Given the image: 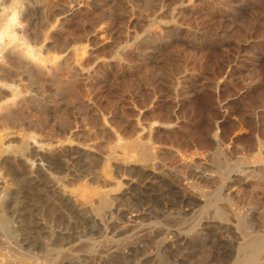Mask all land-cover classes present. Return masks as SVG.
<instances>
[{
    "label": "bare ground",
    "instance_id": "bare-ground-1",
    "mask_svg": "<svg viewBox=\"0 0 264 264\" xmlns=\"http://www.w3.org/2000/svg\"><path fill=\"white\" fill-rule=\"evenodd\" d=\"M77 1L68 2V9L51 11L43 10L46 0H0V110L8 103L12 105V111L16 110L23 101L31 112H36L35 115L39 112L45 114L41 120L61 111V102L72 90V78L70 81L61 80L62 65L71 57L79 62L78 57L86 54V47L82 40L75 39L77 41H64L52 48L49 40L53 37L58 17L73 12ZM35 65L43 71L44 79L36 73ZM153 79L146 81L152 90L150 96H158L161 87H171L176 89L173 92L176 98L194 99L185 115L201 128V134L195 138L190 134L191 139L183 141L184 145H176L177 141H171L168 132L177 126L179 117L161 107L162 114L152 116L142 129L146 141L133 142L134 148L129 154L134 162L151 169L158 170V166L163 165L169 178L145 176L141 169L132 167L124 184L126 192L120 193V197V179L125 174L120 173L116 162L118 158L124 160L126 155L118 156L112 152L111 159L89 158L87 161L81 153L70 148L42 143L34 133L22 135L17 145L9 142L8 131L7 134L4 132L5 135L0 133V166L9 164L8 170L20 182L17 194L10 196L12 190L0 175V264H54L67 254L70 260L62 264H81L83 256L81 258L75 252L78 245L91 252L95 246L88 247L98 237L110 236L111 242H117L113 239L130 231L124 226L131 222L132 213L119 208L122 198H127L131 207L144 211L146 219L153 220L148 228H143L145 226L136 217L132 221L140 225L141 233L150 237L146 240L148 236H144L142 242L137 240L138 244L134 242L136 245L130 246L125 254L120 252L121 249L112 250L101 257L100 264L135 262L132 259H136L135 256L145 247L144 242L157 246L156 255L162 259L161 264L164 257L171 258V264H264V129L261 131L245 119L241 120L242 126L250 131L242 135L249 136V139L240 149L234 150L227 131L217 126L219 116L212 108L215 104L213 95L196 90L191 92L188 89L197 87L192 81L182 79L171 83ZM230 84L234 87L239 83ZM47 85H56L57 91L52 94ZM253 93L264 100V93L256 90ZM137 94L133 92V95ZM222 95L221 90L216 92L214 100ZM37 96L51 98L50 103L54 105L52 108H42L39 103L33 105V98ZM252 102L249 101L247 107L253 111L259 100ZM254 104H257L256 108ZM68 113L73 114L74 119L77 114L80 117L85 115L83 107L68 109ZM232 115L228 112L226 120ZM22 117L12 113L5 117V124L21 123L24 121ZM68 118L57 115L54 122L57 129L69 130L72 123ZM32 127L34 129V124ZM157 133L160 137L156 136ZM67 135H64L66 139ZM166 144H170L176 156L184 162L187 171L181 172L184 176L180 177L198 199L176 190L169 182L175 181L177 171L165 163L167 154L161 149ZM174 159H170L171 162ZM103 179L114 181V186H106ZM244 180L254 182L255 188ZM240 188H243L242 192ZM50 195L53 200L46 201ZM8 210L12 212L9 211L11 216H7ZM259 210H262L260 220L257 218ZM113 223H120V228L116 230ZM78 229L80 231L76 232ZM200 253L208 259L197 261ZM147 258L149 261L143 259L136 264H147L150 257Z\"/></svg>",
    "mask_w": 264,
    "mask_h": 264
},
{
    "label": "rangeland",
    "instance_id": "rangeland-1",
    "mask_svg": "<svg viewBox=\"0 0 264 264\" xmlns=\"http://www.w3.org/2000/svg\"><path fill=\"white\" fill-rule=\"evenodd\" d=\"M71 1L73 0H46L43 10L46 8L51 11L68 9V2ZM75 3L78 4L73 12L58 17L53 37L49 40L52 48L58 43L74 42L75 39L82 40L86 47V54H80L78 57L77 63L80 64L71 57L62 65L61 80L70 81L72 78L70 81L72 90L68 98H64L61 102V111L42 120L45 114L39 112L35 115L36 112H31L23 101L19 102V106L13 111L12 105L6 104L3 108L5 111L0 110V133H3L1 135L8 133L11 145L19 144L18 141L22 135L34 133L38 137L36 139H40L42 143L50 145L54 143V146L58 144L61 148H70L81 153L87 161L90 160L89 158L111 159L112 152L118 156L124 154L126 155L124 160H121L122 158H118L117 162L111 160L117 163L120 173L125 174L124 178L120 179L122 186L118 192L119 197L120 193L126 192L127 187L124 184L132 167L141 169L145 176L168 179L169 174L163 165H159L157 170V168L151 169L134 162L129 154L134 148L132 143L146 141L147 136L142 129L146 128L152 116L157 117L162 114V108L170 113L175 112L176 117H179H177L179 119L177 126L168 132L170 140L178 142L176 145H184L188 138L191 139V135L193 138L198 137L201 134V128H197L195 122H191L185 115L186 110L190 108L189 103L194 99L176 98L173 93L176 89L171 87H161L162 92L159 90L158 96H150L152 90L146 81L153 78L171 83L182 79L192 81L197 87L188 90L213 95L215 104L212 108L219 116L216 121L217 126L227 131L234 150L240 149L249 139V136L242 135L250 131L249 128L242 126L241 120L245 119L251 123L252 127L257 126L263 131L264 100L257 98V95L253 96V92L256 90L264 93V0H78ZM34 67L36 73L44 79L41 68L36 65ZM240 81L243 82L242 85ZM237 82L239 84L234 87L230 84ZM47 88L54 94L58 87L47 85ZM220 90L223 95L216 101L214 100L216 92ZM133 92L138 94L133 95ZM44 99L42 96L33 98V105L39 103L42 108L49 106L52 108L54 105L50 103L52 99L49 97ZM255 100H259L258 106L254 104L257 108L253 111L249 110L247 107L249 101L253 103L252 101ZM78 107L84 108L85 115L80 117L81 115L77 114L74 119V115L68 113V109L75 110ZM10 112L23 116L24 121L21 122L23 126L19 125L20 122L13 125L5 124L7 119L5 117H9L12 114ZM228 112L233 115L226 120ZM57 115L69 117L74 127L65 131L57 129L54 123ZM32 123L34 129L37 127L35 130ZM233 126L239 130L234 131ZM64 135H67L69 139H66ZM156 136L160 137L158 133ZM162 149L161 152L167 154L165 163L176 168L177 171L175 175L177 180L173 178L175 181L169 180V182L176 190L198 199V195L191 194L186 187V182L182 181L184 176L182 173L187 170L184 162L176 156L174 148L166 144ZM169 158L171 160L175 158V161L171 162ZM8 169L9 164L2 163L0 175L12 190L10 196H14L20 188V182ZM102 181L106 186H114L112 180L103 179ZM244 182L250 187L256 186L249 180ZM240 189L242 192L243 188ZM46 198V201L53 200L51 195ZM127 201V198H122L119 201V208L125 213H132L131 222L124 226L130 231L121 237L122 239H113L118 240L117 242H111L108 236V238L98 237L95 244L88 245L89 247L87 244H82L89 249L95 246L94 251L91 249L92 253L88 249L84 250V247L81 249V244L78 245L75 252L77 251L81 258L83 256L81 264H100L101 257L113 252L112 250L120 251L121 249L120 252L125 254L133 244H138L137 240L142 242L147 236L146 240L149 239L148 234L141 233L140 225L132 221L136 217L139 220L137 221L145 226L143 228H148L152 226L149 224L153 220L146 219L143 216L144 211L131 207ZM44 203L45 201L42 205ZM9 211L7 216H11L12 212ZM258 213L257 218L260 220L262 210ZM113 224L116 230L121 226L120 223H118L120 225ZM61 227L63 229V226ZM78 231L80 229L76 232ZM144 243L146 248L143 247L135 256L136 259H132L135 262L130 263L136 264L143 259L149 261L147 257H150V262L147 264H161L162 259L160 260L156 255L157 246L152 242ZM205 256L203 253L198 254L197 261L203 260ZM69 257L72 258L70 255ZM66 260H70L68 254L56 263L62 264ZM163 260V264L172 263L171 258L164 257Z\"/></svg>",
    "mask_w": 264,
    "mask_h": 264
}]
</instances>
